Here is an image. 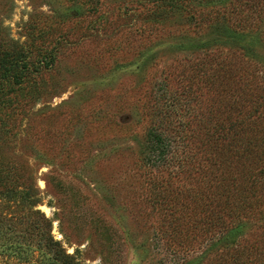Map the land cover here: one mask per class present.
<instances>
[{"label": "trees", "instance_id": "16d2710c", "mask_svg": "<svg viewBox=\"0 0 264 264\" xmlns=\"http://www.w3.org/2000/svg\"><path fill=\"white\" fill-rule=\"evenodd\" d=\"M68 1L62 10L31 15L22 43L0 20V204L20 213L8 205L0 227L14 231L19 247H34L39 264L60 251L36 210L32 171L20 158L5 159L1 147L24 132L37 101L55 93L44 76L72 44L67 30L78 26L79 39H87L97 25L91 16H105L101 5L89 4L101 0ZM128 1L147 12L150 25L172 22L194 34L175 51L189 73L152 87L149 125L139 139L148 193L160 212L152 236L166 249L160 263L264 264V0ZM27 230L34 246L25 244Z\"/></svg>", "mask_w": 264, "mask_h": 264}, {"label": "rangeland", "instance_id": "374dc122", "mask_svg": "<svg viewBox=\"0 0 264 264\" xmlns=\"http://www.w3.org/2000/svg\"><path fill=\"white\" fill-rule=\"evenodd\" d=\"M68 2L0 0V20L22 43L31 15L62 10ZM89 4L101 5L105 16H91L97 25L87 39H79L78 26L67 30L72 44L44 76L55 93L37 101L24 132L1 151L32 171L36 210L60 251L47 264H161L166 249L152 241L160 212L148 193L139 139L149 125L152 87L165 76L189 73L175 51L194 34L172 22L150 25L147 12L129 1ZM7 207L18 210L0 204V216ZM13 233L0 227V264H39L37 250L19 247ZM26 238L25 244H35L32 231Z\"/></svg>", "mask_w": 264, "mask_h": 264}]
</instances>
